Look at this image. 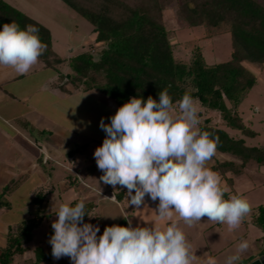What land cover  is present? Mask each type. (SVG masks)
I'll return each mask as SVG.
<instances>
[{
	"label": "trees",
	"instance_id": "16d2710c",
	"mask_svg": "<svg viewBox=\"0 0 264 264\" xmlns=\"http://www.w3.org/2000/svg\"><path fill=\"white\" fill-rule=\"evenodd\" d=\"M61 1L91 25L93 35V45L63 57L53 50L48 28L0 0V23L14 20L21 27L34 24L39 29V38L46 48L37 61L53 73L52 88L64 94L97 91L117 107L130 96L158 99V93L166 90L172 108H177L180 98L189 94L202 108L219 116L220 122H212L197 113L198 129L218 138L215 153L223 158L215 159L208 168L219 175L220 181L225 179L232 184L233 178L227 174L241 173L250 161L264 166V133L261 144L247 145L244 138L227 131H238L246 137L257 134L244 124L237 108L256 81L243 62L264 65V0ZM169 7L181 28L201 27L206 38L228 33L229 58L208 64L198 44L191 47L188 59L176 57L163 18ZM22 122L28 127L25 120ZM79 147L85 144L66 151L67 158ZM22 177L10 181L3 190H12ZM68 177L70 185H75L76 178ZM123 192L124 189H117L113 198L119 201L126 195ZM45 196L44 191H36L30 200L36 206L35 215L8 226L0 264L11 263L15 255L25 251L32 230L49 220L50 213L40 214L38 210ZM3 206L7 207L8 202L0 200V207ZM92 207L91 202H85L88 215ZM249 217L264 236V204L256 205ZM118 224L125 225L126 221L121 219ZM48 233H52L51 227ZM33 251L32 264L51 257L50 245L45 252L40 245L34 246Z\"/></svg>",
	"mask_w": 264,
	"mask_h": 264
},
{
	"label": "clouds",
	"instance_id": "9594fccd",
	"mask_svg": "<svg viewBox=\"0 0 264 264\" xmlns=\"http://www.w3.org/2000/svg\"><path fill=\"white\" fill-rule=\"evenodd\" d=\"M38 33L34 24L0 23V66L26 73L46 48ZM177 108L178 113L166 90L158 99L130 96L107 123L98 121L105 135L92 153L101 171L99 182L123 188L128 206L141 207L145 196L158 201L155 210L165 226H133L121 215L126 225H105L101 232L97 224L83 219L92 217L84 210V199L69 198L55 210L50 225L54 260L66 256L71 264H192L178 220L191 224L207 217L229 230L238 227L250 211L247 199L239 193L225 196L219 175L205 164L218 138L196 127L191 95L184 94ZM248 246L240 241L224 264H240ZM206 264H216L215 258L207 257Z\"/></svg>",
	"mask_w": 264,
	"mask_h": 264
},
{
	"label": "rangeland",
	"instance_id": "374dc122",
	"mask_svg": "<svg viewBox=\"0 0 264 264\" xmlns=\"http://www.w3.org/2000/svg\"><path fill=\"white\" fill-rule=\"evenodd\" d=\"M4 1L48 28L51 34L52 48L61 57L75 54L93 45L91 25L61 0ZM163 18L173 46V53L176 57L188 59L191 47L198 44L201 47L204 60L208 64L221 62L229 58L231 46L228 33L206 38L203 37L201 27L181 28L179 27L181 25H179L173 16L171 7L164 11ZM35 64L26 72V75L32 79L34 78L36 81L35 86H37L35 88L31 86L29 88L28 86L25 89L27 90L25 95L27 99L23 100V106H21V103L17 105V103L12 101L13 107L11 108L20 109L24 107L26 110H35V112L37 111L43 117L52 120L56 126L52 128L49 125H44L43 131L32 127L23 132L24 137H21L20 133L16 134L13 131L18 127L17 125L14 128L11 124L7 128L4 122L0 121V176L4 178L11 176L10 179L14 181L20 177L19 175L22 172L27 173L26 178L14 186L12 190H3L5 186H2L0 200L2 202L7 201L8 206L0 207V220L9 225H14L18 221L33 217L36 206L30 200L36 191L42 190L46 193V196L38 209L39 213H50L49 220L42 221L41 227L43 228L51 227V222L55 219L54 212L61 203L69 198H75L74 200L84 199L82 195L85 194L92 197L93 201L91 202L93 207L90 211V216H92L90 222L100 226L102 231L105 225L118 224L119 220L124 219L121 215L128 216L129 218L132 209L134 212L132 213L134 226L137 224L141 226L144 224L152 226L159 224L161 227L163 220L156 213L155 208L157 203L150 200L147 196H145L144 201L147 199L149 201L144 202L141 207L130 206L131 209H128L127 199L123 201L122 198L121 202L114 200V203L105 200L108 196L107 193L104 195L102 191L113 194L119 189V186L113 188L110 185L106 187L105 184H101V190H96L93 187L100 186V184H96V180L101 175V171L96 167L92 153L105 135L99 128L98 121L103 118L107 123L108 117L113 112L108 108H106L107 110L104 109L93 97V99L89 98L90 94L88 93H76L64 99L53 101L54 93L47 88L46 83L51 78L50 74L53 73L48 69L50 73H46L45 76L42 73L39 74V70L35 67ZM243 65L254 75L256 81L238 104L237 109L244 124L257 134L254 137H246L238 131L229 129L227 131L230 135L244 138L247 145H259L263 141L264 133V65L258 66L249 61H244ZM32 68L38 71L36 70V72L30 74ZM17 81L16 84L20 86L24 85L23 79ZM95 93L100 94L97 91ZM193 104L197 109V113L201 114L200 117H208L212 122H220L219 116L215 111L202 108L197 101H193ZM173 110L177 113L179 111L178 108H173ZM12 127L14 128L13 130H11ZM196 127L198 128V125ZM69 133H73L78 138L77 145L88 144L87 148L79 147V149L84 148L85 152L77 151L73 154L74 161L72 163L70 162L72 157L67 158L65 154L67 150L62 151L61 147L58 146V143L70 140L69 138L66 139V135ZM57 137L59 140H57ZM54 145H57L59 149L56 150ZM48 150H52L54 153L57 152V156L52 157L48 153ZM89 156L92 159L88 160ZM221 158L223 157L214 153L209 160L214 162L215 159ZM85 159L87 163H85ZM22 163L25 166L21 167ZM89 163L94 164L95 169L91 168L89 170L85 168ZM8 167H12L14 170L12 171ZM68 175H73L76 178L75 185H69L70 178ZM227 175L232 176V184H228V181L222 179L221 187L226 192L225 196L239 193L247 199L250 211L243 219L247 220V216L250 215L251 210L256 205L264 203V166H257L254 161H250L241 173L237 175L229 173ZM82 180L89 184V190H85L82 187V185H85ZM63 182H66V184H63ZM123 193L127 196L125 190ZM115 215V218L108 217ZM200 219L204 223H208L209 221L207 217H201ZM180 224L184 225V228ZM220 224L206 231L204 227L198 234V228L194 222L186 224L183 221H178V226L184 232L190 248L192 250L194 248H202L204 252L208 251V246L220 248L225 245L226 241L230 239L232 243L233 238H235L236 232L234 229L229 230L225 224ZM240 227L239 224L237 228ZM37 228V231L31 234L32 239L28 242L27 246L28 248H34V246L40 245L45 250L49 248L48 237L50 235L48 232H42V229H39V227ZM242 228H240L241 231H237L239 235L240 233L244 235V231H246L245 227ZM248 228L250 231L252 230L251 228H254L249 221ZM247 234L250 236L249 232ZM238 237L241 236H237L233 240V245L230 248H235L234 242L239 239ZM252 240L249 238L248 242H252ZM243 241L245 240L243 239ZM199 255L196 257L192 255V263L200 261L199 258L201 257Z\"/></svg>",
	"mask_w": 264,
	"mask_h": 264
},
{
	"label": "crops",
	"instance_id": "0c3cea01",
	"mask_svg": "<svg viewBox=\"0 0 264 264\" xmlns=\"http://www.w3.org/2000/svg\"><path fill=\"white\" fill-rule=\"evenodd\" d=\"M35 67L38 68L39 74L42 73L45 76L46 73H50V72H48V69L43 68L41 66V63L38 61L35 64ZM36 70L37 69L32 68V70L30 71V74H32L33 72H36ZM38 77H40V75H38ZM50 77L51 78L48 80L49 82L46 81V83H47V88L54 93L53 94V96H54L53 101H57L59 99H64V98H66L70 95L76 94V93H86V94L88 93V94H90L89 98L96 99V101H98L97 103L102 105L104 109L108 108L111 112L114 113V109L117 108L114 104H112L113 102H111L110 100H107L101 94H96L95 91H88V92L74 91L70 94H64V93H62V92H60V91H58V90H56L50 86V80L52 79V75ZM21 79H23L24 85L20 86L19 84H16V80L19 81ZM35 84H36L35 79L30 78V76H27L26 73L17 74L10 66H0V121L2 123L4 122V124L7 126V128H9V126L11 124L14 128H15V125H17L18 126L17 128L14 129L12 127L11 130L14 129L13 131L16 132V134L20 133L21 137H24V135L22 134L23 132H26V130H28L29 128H32V127L43 131L44 125H49L52 128H54L56 126L52 120H50L46 117H43L37 111L35 112V110H32V109H31V111L29 109L26 110V108H24V107L20 108V109L19 108L18 109L11 108V107H13V104H12L13 102L17 103V105H20V103H21V106H23L24 101L27 99V96H25L27 90H25V89H27L28 86H29V88H30V86L35 88L37 86V85L35 86ZM114 107H116V108H114ZM22 120H25L27 122L28 127H25L23 125ZM66 136H67L66 139L67 138L70 139L68 142L63 141V142L58 143V146L61 147L62 151H64V150L68 151L70 149H73V148H76L77 146H79L76 144L78 138H76V136H74L73 133H69ZM57 140H59V138ZM60 141H61V139H60ZM34 143L36 144L35 141H34ZM84 144H85V147L87 148L88 144L87 143H84ZM58 146L57 145L55 146L56 150L59 149ZM69 146H71V148H69ZM79 151L82 153L85 152L84 148L79 149ZM48 153L51 154L52 157L57 156V152L54 153V152H52V150H48ZM84 154H86V153H84ZM71 157H72V160L70 162L72 163L74 161V155H71ZM90 159H92V158L89 156L88 160H90ZM84 161H85V163H87L86 159ZM205 164H206V167H208L210 164H212V161L208 160L205 162ZM23 166H25V165L22 163L21 167H23ZM8 168L11 169L12 171L14 170L12 167H8ZM85 168H88L89 170H91V168L95 169V166H94V164L89 163L88 166ZM16 172H18V171H16ZM93 172H94V170H93ZM22 175H23V177L20 181H22L23 179L26 178L27 173L22 172L19 176H22ZM0 177H1L0 178V191H1L2 186H6L10 181H12V179H10L11 176H8L5 178L2 176H0ZM82 182L85 184V185H82V187H84L85 190H89L90 189L89 184L87 182H85L84 180H82ZM63 184H66V182L65 183L63 182ZM96 184H100V186L98 185V187H95V186H93V187L96 190H101V186H102L101 184H103V183L99 182V178L96 180ZM105 186L107 187L108 185L105 184ZM102 192L104 193V195H106V193H107L108 198L105 199L106 201H109L110 203H114L113 201L115 199L112 198L113 194L111 192H109V193L105 192V191H102ZM82 196L84 197L85 202H93L92 197H89L88 194L87 195L85 194ZM86 198H90V199H86ZM126 199H127V196L123 197V201ZM121 201H122V199L119 200V202H121ZM147 201H149V199L145 200L144 202H147ZM155 203H158V201H155ZM261 204H264V203H261ZM128 209H131V207L129 206ZM132 213H134L133 209H132ZM131 214H130L128 219H130L132 221V224H133V220H132L133 214L132 215ZM90 218L91 217L88 216L85 219V221L91 223ZM173 218L174 219L176 218L175 213H173ZM243 219L240 223V226H241L240 228L245 227L246 231H244V235H242V233H240V235H239L238 232L241 231L240 228L234 229V231L236 232L235 238L237 236H241V237H238L239 239H237L234 242V245H237L243 239L247 242H248L249 238L253 239V240H252V242H248L249 246H248L247 250L245 251V253L243 254L242 259L240 261V264H264V236H263V233L253 224H251L252 227H254V228H251L253 230V231L251 230L252 231L251 232L248 228V221H249L250 217L247 216V220H243ZM45 221H48V220H45ZM178 221H182V220H178ZM163 222H164V224H163ZM193 222L195 223V226H197V228H198V234L200 233V231L204 227H205V231H206V230L211 229L214 226L221 225L220 223L214 222V221H208V223H204L203 221H201V219H200V221H193ZM245 222H246V224H245ZM8 225H9L8 223L2 222L0 220V249L5 244V240H6L5 237H6ZM41 225H42V223L38 226L39 229H42L41 230L42 232H48L49 227L43 228V227H41ZM133 226H134V224H133ZM164 226H165V221L163 220L162 224H161V228H163ZM180 226L182 228H184V225L180 224ZM36 228L33 229L31 234L34 233L35 231H37L38 228L37 229ZM99 228H100V231L102 232V228L100 226H99ZM248 232H249L250 236L247 234ZM232 234H233V231H232ZM235 238H233V240H235ZM233 240L231 243V241L229 239L228 241H226L225 245H223L220 248L210 247L207 245L209 247V248H207L208 249L207 252H204L202 250V248H200V249L194 248L193 250L190 248V252L192 255H194L196 257L200 254L199 256L202 258V259L199 258L200 261L198 260L197 263L194 262L192 264H206V259L209 256L215 258L216 264H224L225 258L235 251L236 246H235V248H230L231 245H233ZM33 249L34 248H28V246H27L25 251H23L21 254L15 255L13 257V260L9 264H32L34 261ZM47 250H48V248L43 250V251L45 252ZM37 264H71V261L66 256L61 257L58 260H54L51 256L49 259L42 260V261L38 262Z\"/></svg>",
	"mask_w": 264,
	"mask_h": 264
}]
</instances>
